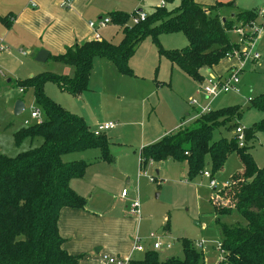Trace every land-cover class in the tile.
I'll list each match as a JSON object with an SVG mask.
<instances>
[{
	"label": "trees",
	"instance_id": "1",
	"mask_svg": "<svg viewBox=\"0 0 264 264\" xmlns=\"http://www.w3.org/2000/svg\"><path fill=\"white\" fill-rule=\"evenodd\" d=\"M235 4L234 1L203 7L194 0H180L177 8L169 11L159 7L144 22L132 27H127L131 16L140 12L110 13L112 22L123 30L118 45L106 40L76 45L63 55L51 57L55 63L73 68V76L45 73L18 83V88L35 91L36 104L46 119L14 134L17 147L28 139L40 138L39 147L14 158L0 153V264H78L83 256H72L64 249L65 240L60 236L58 223L62 209H86V200L70 184L83 179L91 163H65L63 158L72 153L100 150L98 162L115 163L111 141L105 135L96 136L83 118L50 100L45 93L46 84L54 83L60 91L79 97L88 91L97 58L113 63L120 75L134 77L129 62L148 38L160 57L201 84L205 79L202 71L217 67L229 54L240 53L241 44L233 43L229 34L240 26L255 24L260 17L257 9L237 10L234 18L224 21L221 10L234 8ZM0 21L7 26L11 22L9 17ZM173 34H183L188 45L180 50H165L160 38ZM257 36L250 35L248 42L254 43ZM249 103L250 108L264 114V94ZM241 113L240 106H233L202 114L190 125L141 151L143 168L151 161L186 163L191 180L205 173L207 164L213 175L222 172L228 159L238 155L241 170L231 177L219 198L213 199L221 231L222 260L217 264H264V168L257 166L249 151L256 133L264 134V118L250 128L243 127L244 147L239 145L238 134L215 140V133L221 129L231 132L242 127ZM234 212L242 218L243 225L220 223L219 217ZM168 230L169 224L164 228ZM183 250L184 260L161 262L156 252H147L143 260H131L130 264H205L204 256L192 243L184 241Z\"/></svg>",
	"mask_w": 264,
	"mask_h": 264
},
{
	"label": "rangeland",
	"instance_id": "2",
	"mask_svg": "<svg viewBox=\"0 0 264 264\" xmlns=\"http://www.w3.org/2000/svg\"><path fill=\"white\" fill-rule=\"evenodd\" d=\"M140 1H121V3L123 2V8L126 10L124 12L129 15L137 13L138 3ZM161 1L163 2L164 0H153L152 4L153 6L157 4L156 6L162 7ZM116 2L117 0H103L102 12L108 14L107 10ZM165 3L166 8L171 11L180 5V0H176L174 3L165 1ZM243 5L248 10H260L264 6V0H245ZM143 10L146 14H149L152 9L147 6ZM224 10H221L220 15L225 20L232 15ZM133 17L131 16L127 27L133 26ZM111 24L114 23L112 22ZM255 28L261 29V32L255 39L254 44H250L248 42L249 36L255 32ZM116 29H119V27H114V25L108 28L105 31L106 36H110ZM238 29H242L243 33H237ZM122 36V31L118 32L117 36L111 39V42L118 45ZM165 36H163L164 38L161 37L162 39L160 38L162 40V47L164 49L168 48L165 50H180L187 46L188 40L183 34ZM229 37L233 43L241 44V60L238 57L227 58L224 62L222 61L217 71L219 73L225 71L226 73L231 68L241 66V61L244 68V71L240 74L242 90L240 94L229 93L221 96L213 102L211 109L218 110L224 107L240 106L242 108V119L239 121V124L244 128H250L264 118L263 113L250 108L248 101L249 98L253 99L264 94V19L260 16L255 25L247 27L240 26L232 31ZM24 51L27 52L26 50ZM28 53L30 57L27 59L20 57L18 54L12 60L6 59V63L10 65L8 67L11 68L10 70L0 67V153L9 158H14L40 145V138H36L34 141L27 140L18 147L14 143L13 135L23 127H27L25 122L30 119L32 110L40 109L42 119L40 122L30 121V126L40 124L46 119L44 112L36 104L35 91L33 89H25V93L21 94V88L17 86L18 83L32 76L39 77V75L45 74L47 71L53 72L55 68L60 67L58 66L60 64H56L52 59L47 63H37L34 55L35 51H28ZM244 53L249 55L244 57ZM251 54L259 55V60H253L254 56H251ZM160 65L161 63L159 62L157 65L159 70ZM96 66L97 64L94 63L95 69ZM100 70L98 68L96 74L94 71L92 75L89 84L90 92L85 94L83 111L81 112L88 118L91 124H103L105 122L117 124L114 131L101 134L115 143L119 142L126 145L114 147L113 152L117 153L115 154L117 158L121 151L132 149V143L137 144L138 138H136L137 134L135 131H141L143 129L144 131H152L156 135H159L164 132V128L167 130H175L177 123L182 120L187 114V111H192L190 106L192 99L198 98L197 93L202 94L200 85L198 87L193 85L179 71H175L172 74V78L176 82V85L180 87L181 91L175 85L172 89L168 86L164 88L160 87L161 89L157 93H154L151 100L142 105L134 101L132 93L144 92L146 94L156 85L155 82L139 81L127 77L121 79L119 83L121 92L119 94L114 79L107 85L106 75L105 84L107 87L105 91V84L102 85V82H100V79H102L105 73ZM32 73L33 75H31ZM9 80H12V83H8ZM45 93L50 100L65 109L66 105L63 104L74 103L81 105L80 102H76L73 96L61 93L58 86L54 83L46 84ZM122 94L123 98L121 97ZM21 100H23L22 102L25 105V111L22 115L15 116V105ZM133 113H136L138 118L135 119ZM178 113L181 117H176ZM168 132L170 133L172 131ZM234 134H236V130L229 132L226 129H221V131L215 133V140L223 137L229 138ZM255 136L254 141L249 144V151L257 166L264 168V134L256 133ZM135 150L138 149L136 148ZM100 156L98 150H91L85 153L68 154L63 160L65 163L79 160L88 162L94 161V158ZM136 163V174L135 178H132L133 181H130L131 184L127 185L125 183L122 188L114 185L113 195L116 196L118 205L121 207L122 202L125 201L122 198L124 190L131 196L132 191L139 189L140 199L135 198V200H140L143 218L149 217L151 218V224L153 222V233L151 234L159 236V232L169 224V230L161 235L160 238L164 243H172L173 247L171 250L165 249L166 251L156 252L159 260L161 262H165L168 259L184 260L183 242L188 241L192 243L194 249L204 256L205 264L219 263L222 260L219 250L221 231L220 225L217 223L213 199L219 198V195L228 186L231 177L241 170L242 167L238 155L233 154L228 159L224 170L215 175L211 172L208 164L206 165L205 172L212 175V178L216 181V188L210 186V179L204 177L203 174L191 180L186 163L167 160L161 163H149L146 169L143 168L141 170L138 165L139 153ZM157 170H159V174H157ZM150 178H155L156 181L153 183L150 181ZM219 219L221 224L227 226L243 225L244 223L237 212H234L231 216L219 217ZM144 234L149 238L142 239L141 246L144 244V248L147 251L136 253L138 260H143L147 252H154L151 248L154 247L155 240L150 239V232H144Z\"/></svg>",
	"mask_w": 264,
	"mask_h": 264
},
{
	"label": "crops",
	"instance_id": "3",
	"mask_svg": "<svg viewBox=\"0 0 264 264\" xmlns=\"http://www.w3.org/2000/svg\"><path fill=\"white\" fill-rule=\"evenodd\" d=\"M102 1L103 0H0V19L9 17L11 20L8 24L9 26L0 21V67L10 70L11 68H8L10 65L6 63V59L12 60L15 58L16 54L27 59L30 57L28 51L34 50V55L37 57L40 51L45 50L50 55L48 59L49 61L52 56L63 55L76 45L95 40L94 31L91 27L92 23H98L100 20L110 17L109 14L113 12L126 13L124 12L126 11L125 8L122 6L123 2L121 3V1L124 0H117V2L107 10L108 14L102 12ZM141 1L138 3L137 9L138 12H143L145 15L152 14L160 7L156 6L157 4L153 6V0ZM175 1L176 0H172L170 3H174ZM194 1L203 7H212L217 3L229 4L235 1L236 4L234 8H224V11L231 13V15H235L237 10H248L246 6L243 5L245 0ZM65 3H67L68 7H64ZM147 6L152 9L149 14H146L143 10V8ZM113 25L114 27H119V29L114 30L110 36H106L105 31ZM120 28V26L110 24L100 30L99 34L101 40L111 42V39L116 37L118 32L122 31L123 34V30L122 28L120 30ZM164 37L166 36L164 35ZM164 37L162 36V38ZM122 39L123 36L119 41L121 42ZM159 62L161 63L160 70L157 68ZM94 63H96L97 66L96 69L94 67L92 75L94 71L96 74L97 69L100 68V71L105 73L102 79H100L102 85L105 84V77L107 75V85L114 79L117 91L120 94L119 83L121 82V79L127 78V76L120 75L113 63L106 59L97 58ZM129 65L135 76L128 78L139 81H151L156 84L146 94L144 92L132 93L134 101L142 105L150 101L154 96V93H157L161 89L160 87L164 88L165 86H168L172 89L175 85L181 91L180 87L176 85V82L172 78V74L175 71H179L182 76L193 83V85L197 87L199 85L201 86V84L195 82L184 74L177 66L172 65L166 58L160 57L158 49L151 38L146 39L141 44L136 54L131 58ZM219 65L211 70L202 71L201 73L204 78L222 77L230 72L228 70L226 73L225 71L219 73L217 71ZM58 66L60 67L55 68L53 72L45 71H47L46 73L65 77H71L74 75L73 68L61 64ZM31 75H33V73ZM10 83H12V80ZM107 85L105 84L104 86L105 91ZM240 88L242 90L241 84ZM87 92H90L89 88L88 91L84 92L79 97H73L76 99V102H80L81 105H76L74 103L63 105H66V110L70 113L83 118L91 131L95 132L102 124L89 123L88 118L81 112L83 111V102ZM23 93H25V91H23ZM61 93L64 92L61 91ZM204 96L203 93H197L198 98L192 99V101L196 100L198 106H192L191 101L190 106L192 111H187V114L177 123L175 130H167L164 128V132L159 135H156L152 131H144L143 129L141 131H135L137 134L136 138H138L137 144L132 143V149L121 151L118 158L115 157V154L117 153L113 152V149L115 146H124L125 144L123 145L119 142L115 143L110 140L112 143L110 152L115 158V163L110 164L106 162H98L101 156L94 158V161H88V163H91V166L87 169L84 178L76 179L71 182V188L86 200V209H62L58 227L60 236L65 240L63 246L64 249L72 256H83L78 264H108L104 261V257L133 260L137 259L136 253H143L135 250V243L136 240L142 242V239L148 237L144 232H150V235L153 233V222L151 224V218H143L141 213L139 216H133L130 213L132 202L135 201V198L140 199L139 189L132 191L131 196L127 193V197H122L125 201L122 202V206L120 207L116 196L113 195L114 185L118 188H122L125 183L127 185L131 184L130 181H133L132 178H135L136 174V159L138 158L139 153L138 165L140 167V157L143 148L159 142L165 136L176 132V130L184 125H190L199 116L204 107L211 104L212 108L213 102L221 97L210 101ZM121 97L123 98V94ZM133 115L135 119L138 118L136 113H133ZM176 117H181V115L178 113ZM103 124L107 123L105 122ZM115 125L117 126V124ZM114 130L115 128L110 131ZM168 131L172 132L169 133ZM39 144H42L41 139L39 140ZM136 148L138 150H135ZM98 151L101 155V151ZM157 174H159V170H157ZM164 228L161 230L163 231V234L167 232L164 231ZM142 245L144 247V244ZM151 249L154 252H159L155 251L153 248ZM145 251H147V249H145Z\"/></svg>",
	"mask_w": 264,
	"mask_h": 264
},
{
	"label": "built area",
	"instance_id": "4",
	"mask_svg": "<svg viewBox=\"0 0 264 264\" xmlns=\"http://www.w3.org/2000/svg\"><path fill=\"white\" fill-rule=\"evenodd\" d=\"M166 0H164L162 2V7L166 6L165 3ZM64 7H68L67 3L64 4ZM259 16H261L264 19V6L259 10ZM147 16L143 13L140 12L138 13L136 16H134L132 18V25H138L141 22H144L146 20ZM111 19L105 18L100 20L98 23H92L91 27L94 31V39L96 41H99L101 39V36L99 34V31L105 27H107L108 25H110ZM255 25V24H253ZM252 25V26H253ZM255 32H253V34H260L261 29L255 28L254 29ZM237 33L242 34V29H238ZM257 36V37H258ZM255 42V40H254ZM250 43V42H249ZM254 44V43H252ZM23 53V52H22ZM24 54V53H23ZM249 54L244 53V57H246ZM253 54H251L252 56ZM253 60H259L260 56L257 54L253 55ZM228 58H233V57H238L241 60V56L239 52H234L233 54H229L227 56ZM241 66L239 67H234L233 71H231L229 74H227L226 76H222V77H208L206 79H204L203 84L201 85V91L203 93V95L206 96L207 99H209L210 101H213L217 98H219L222 95H227L229 93H235V94H240L241 93V88H240V84H241V80H240V74L244 71L243 69V63L240 61ZM21 93H23V89L20 90ZM252 99H248V101L250 102ZM192 106H198V103L196 100L192 101L191 103ZM212 111L211 109V104H208L206 107H204L199 116L202 114H207L210 113ZM42 119V112L40 109H34L32 110L31 114H30V119L27 120L25 122L26 126H30V121H37L40 122ZM116 127L115 124L113 123H107V124H102L100 125L97 130L95 131V135L96 136H100L101 134L110 131L112 129H114ZM236 134L239 135V145L240 147H244V132H243V127H239L238 129H236ZM144 160L140 157V167L141 170L143 169L142 165H143ZM150 164H153V162L151 161ZM203 176L210 179V186L212 188H216V181L212 178V175L208 172L203 173ZM151 182H155V178H150ZM122 196L125 198L127 197V192L124 191ZM141 205H140V201L139 200H135L132 202L131 205V209H130V213L133 216H139L141 213ZM161 235H156V234H151L150 235V239L155 240L154 243V247L153 249L155 251H162V250H169L173 247V244L168 242V243H164L161 240ZM141 241L140 240H136L135 243V250L137 252H144L145 249L143 246H141ZM219 250L221 251V243L219 244ZM104 261L107 262L108 264H130L131 260H122L119 258H110V257H104Z\"/></svg>",
	"mask_w": 264,
	"mask_h": 264
},
{
	"label": "water",
	"instance_id": "5",
	"mask_svg": "<svg viewBox=\"0 0 264 264\" xmlns=\"http://www.w3.org/2000/svg\"><path fill=\"white\" fill-rule=\"evenodd\" d=\"M231 18H234V15H232ZM49 57H50L49 53L45 50H42L38 53V55L36 57V62L37 63H46L48 61ZM10 82H11V80L8 81V83H10ZM24 111H25L24 103L22 101H18L15 105V108H14V115L20 116L23 114ZM162 234H163V231H160L159 235H162ZM133 260H135V259H133Z\"/></svg>",
	"mask_w": 264,
	"mask_h": 264
}]
</instances>
